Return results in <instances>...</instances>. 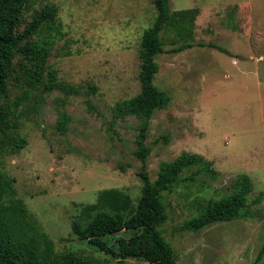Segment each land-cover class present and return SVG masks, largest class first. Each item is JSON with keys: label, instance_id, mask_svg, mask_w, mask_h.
I'll return each mask as SVG.
<instances>
[{"label": "rangeland", "instance_id": "1", "mask_svg": "<svg viewBox=\"0 0 264 264\" xmlns=\"http://www.w3.org/2000/svg\"><path fill=\"white\" fill-rule=\"evenodd\" d=\"M47 5L58 7L62 32L48 65L59 82L82 95L32 93L17 108L22 81L12 78L1 105L15 111L27 147L4 150L0 170L14 180L16 198L55 242L56 252L82 253L102 264H149L98 252L72 233V223L102 191L122 190L135 206L141 197L142 164L132 154L139 121L113 123V109L141 91L139 53L157 15L153 0H33L21 31ZM170 6L172 12L199 9L196 45L181 53L167 45L157 58L155 84L170 102L153 117L147 171L155 180L161 163L190 152L211 161L217 174L201 173L165 193L168 219L161 231L178 264H264V255L256 262L264 247V200L252 207V218L182 230L208 201L230 194L240 175H248L255 194L264 195V0H170ZM90 86L97 88L94 94ZM64 111L71 118L66 134L57 126ZM131 235L123 231L105 241L117 248L120 237Z\"/></svg>", "mask_w": 264, "mask_h": 264}, {"label": "trees", "instance_id": "2", "mask_svg": "<svg viewBox=\"0 0 264 264\" xmlns=\"http://www.w3.org/2000/svg\"><path fill=\"white\" fill-rule=\"evenodd\" d=\"M32 1L0 0V166L4 150L19 152L27 147V140L18 135L15 111L1 105L8 96L12 78L22 81V98L16 104L17 108L29 100L32 93L44 95L59 90L67 97L82 95L80 89L59 82L57 71L48 65L51 52L62 34L61 26L56 25L58 7L45 6L21 31L24 14ZM153 3L157 15L142 35L139 53L141 91L131 99L118 102L113 109V123L129 117L139 121L132 154L142 164L138 174L143 183L141 197L135 206L122 190L102 191L95 204L82 208L79 219L72 223V233L119 262L135 259L149 264H178L172 245L161 231L168 219L165 193H172L184 182L195 181L201 173L215 176L217 172L203 155L190 152H183L171 162L161 163L155 180L147 171L153 151L147 143L151 123L155 113L165 109L170 102V97L155 84L159 72L157 58L166 52L167 45L176 46L171 53L195 47V24L200 14L199 9L172 12L170 0H153ZM209 46L228 53L216 44ZM90 90L94 94L97 88L90 86ZM88 109L95 110L90 101ZM70 121L68 113L61 112L57 126L62 134H66ZM255 193L252 179L246 174L240 175L232 184L230 194L208 201L182 230L196 232L220 222L252 218L255 214L252 207L261 205L264 200L263 194ZM16 196L14 180L0 170V264H102L82 253L56 252L55 242L32 217L24 201ZM123 231L132 235L120 237L117 248L105 241L106 237ZM263 255L264 247L257 263Z\"/></svg>", "mask_w": 264, "mask_h": 264}]
</instances>
